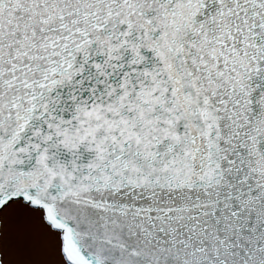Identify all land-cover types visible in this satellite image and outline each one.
Masks as SVG:
<instances>
[{
  "label": "snow or ice",
  "instance_id": "obj_1",
  "mask_svg": "<svg viewBox=\"0 0 264 264\" xmlns=\"http://www.w3.org/2000/svg\"><path fill=\"white\" fill-rule=\"evenodd\" d=\"M0 264H264V0H0Z\"/></svg>",
  "mask_w": 264,
  "mask_h": 264
}]
</instances>
